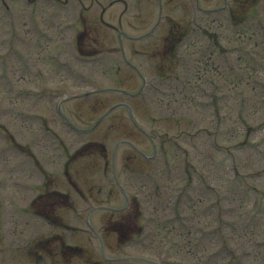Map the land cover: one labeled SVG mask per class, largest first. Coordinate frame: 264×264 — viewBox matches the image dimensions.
<instances>
[{"label":"rangeland","instance_id":"374dc122","mask_svg":"<svg viewBox=\"0 0 264 264\" xmlns=\"http://www.w3.org/2000/svg\"><path fill=\"white\" fill-rule=\"evenodd\" d=\"M97 232L264 264V0H0V264H101Z\"/></svg>","mask_w":264,"mask_h":264},{"label":"flooded vegetation","instance_id":"af4514ba","mask_svg":"<svg viewBox=\"0 0 264 264\" xmlns=\"http://www.w3.org/2000/svg\"><path fill=\"white\" fill-rule=\"evenodd\" d=\"M119 250V249H118ZM113 257H109V258H106L105 257V261H109V262H113V263H123V262H129V261H135L137 262V264H155L154 260H151V259H127V258H123V259H112ZM101 264H106L105 262H103L102 260L100 261ZM103 262V263H102Z\"/></svg>","mask_w":264,"mask_h":264},{"label":"trees","instance_id":"16d2710c","mask_svg":"<svg viewBox=\"0 0 264 264\" xmlns=\"http://www.w3.org/2000/svg\"><path fill=\"white\" fill-rule=\"evenodd\" d=\"M126 233V232H125Z\"/></svg>","mask_w":264,"mask_h":264}]
</instances>
